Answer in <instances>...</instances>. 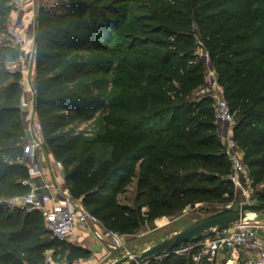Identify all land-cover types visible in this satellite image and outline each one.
<instances>
[{"label": "trees", "instance_id": "obj_1", "mask_svg": "<svg viewBox=\"0 0 264 264\" xmlns=\"http://www.w3.org/2000/svg\"><path fill=\"white\" fill-rule=\"evenodd\" d=\"M58 1L34 16L33 108L44 151L82 208L133 232L183 203L232 196L214 98L201 91L206 56L250 185L264 180V0ZM14 9L0 0V264L86 259L91 250L51 235L38 210L7 201L29 190L20 73L6 64L17 55L4 34ZM136 170L145 215L118 202ZM164 252L145 264H196V248Z\"/></svg>", "mask_w": 264, "mask_h": 264}, {"label": "built area", "instance_id": "obj_2", "mask_svg": "<svg viewBox=\"0 0 264 264\" xmlns=\"http://www.w3.org/2000/svg\"><path fill=\"white\" fill-rule=\"evenodd\" d=\"M16 9H24L26 3L32 0H11ZM22 17H13L6 25L4 34L11 46H20L28 53V60L35 55L36 47L33 37L28 32ZM8 60L6 61V64ZM206 82L201 91L220 90L212 68L208 67ZM214 96V116L220 122V136L226 144L227 152L232 161L230 177L235 189L241 187V178L249 183L250 178L246 166L241 161V155L235 148L230 136V126L233 124V113L227 100L218 93ZM21 109L27 107L23 119L25 142L22 147V159L26 165L29 190L20 196L7 199L11 204L24 205L40 212L45 227L50 234L65 238L78 228L87 231L96 240H106L114 246L122 245V233L106 228L94 213L82 208L71 197L64 181L62 163L51 159L48 164L42 159H36L43 148L42 128L38 122L30 100L22 96ZM264 227V222L255 218H242L228 225L214 227L203 233V240L182 249L196 248L193 260L196 264L206 259L209 264H264V237L258 235V230ZM173 248L172 253L178 252ZM133 254V253H132ZM132 254L128 256H132ZM136 264H141L140 261Z\"/></svg>", "mask_w": 264, "mask_h": 264}, {"label": "rangeland", "instance_id": "obj_3", "mask_svg": "<svg viewBox=\"0 0 264 264\" xmlns=\"http://www.w3.org/2000/svg\"><path fill=\"white\" fill-rule=\"evenodd\" d=\"M42 3L54 6V8L55 7L61 8V2H59L58 0H32L30 3L28 2L24 5L25 11L28 10L27 15H24V13L23 15H21L26 25H29L30 22L33 21L32 17H33L34 10L37 9L38 5ZM13 6L15 7L14 4ZM34 56H33V59H34ZM13 58L14 57H10L8 59V62L9 60ZM205 60H206V64L208 65L207 67H209L210 61L207 58V56L205 57ZM30 64H28L27 67H25V70L26 68L28 69ZM7 68H9V70L17 71L18 67H16L15 65L12 67H7ZM26 74H34L33 72H31V67L28 69V72ZM116 74H117L115 76L116 81L123 79L122 75H119L118 73ZM206 74H208V71ZM20 82H21V79H20ZM112 91H113L112 93L113 99L108 101V104L110 106L115 105L114 100L118 97V93L114 87L112 88ZM209 93H212V95L213 93L220 94V90L218 89L210 90ZM21 97H22V94H21ZM22 110H27V107L24 109H21V111ZM25 114H26V111L23 113L22 119H24ZM231 126H230V134H231ZM220 138L225 139L224 136H220ZM44 149L45 148H42L43 151ZM236 151H238L240 154V151L238 149ZM138 175H139V172L138 170H136L135 175L132 176L131 180L125 184L124 190L118 194V202L120 203V205L125 206V207L131 208L133 206L134 207L138 206L142 214L145 215L147 207L143 203V198L139 196L140 191L138 189ZM241 179H242L240 182L241 187H237L236 189L234 188L235 190L232 196L230 197H223V198H216V199H203L199 201L183 203L180 208L174 209L171 212L165 211L158 216L152 217L151 219L146 218V220H144V222L140 225L139 229L133 232H121L117 229L109 228L102 224L106 228L117 230L123 234L122 235V245L112 247L106 240L98 241L94 239L96 240L97 246L95 245V242L92 241L96 249L94 248L92 249L93 251L90 257L86 259L74 260L70 264H99L102 260H104L105 262H111L125 255L128 256L132 253H139L142 249L148 247L151 244L159 242L164 237L172 235L174 232L190 224L191 222H193L195 219L199 217H202L204 215H207L211 212L217 211L225 207H235L237 204L242 203V202H259L258 193L264 190V180L261 183L257 184L255 187H252L250 185L251 181L247 183L245 182L243 178ZM246 218H255L259 221H264V212H258V213L250 212L246 214ZM88 237L90 236L88 235ZM203 239H204V236H201L198 240L194 242L183 243L181 245H178L176 248L179 251L175 253L180 254L182 252H189L193 248H190L189 250H184V251H182V249L189 246L190 244H194L195 242L199 240H203ZM89 242L90 241L86 242L87 245L91 244V243L89 244ZM93 244H91L92 247H94ZM104 246L106 247V249L103 248ZM165 253L166 252H161V253L154 255L153 257L155 259H158L162 255H165ZM147 260H148L147 258H143L140 261V263L145 264L147 263ZM65 262L66 261L56 262L53 260H50V261L48 260L46 264H62Z\"/></svg>", "mask_w": 264, "mask_h": 264}, {"label": "water", "instance_id": "obj_4", "mask_svg": "<svg viewBox=\"0 0 264 264\" xmlns=\"http://www.w3.org/2000/svg\"><path fill=\"white\" fill-rule=\"evenodd\" d=\"M209 68H211V65H209ZM218 123L220 124L219 121ZM248 212H264V200L259 202H242L237 204L235 207H225L211 212L195 219L190 224L180 228L172 235L164 237L159 242L149 245L148 247L142 249L139 253H133L130 257L125 255L119 259L111 262H103L102 264H136L145 257H153L158 253L171 251L181 242L199 237L214 227L228 225L238 219H242L246 217ZM70 263L71 262H65L62 264Z\"/></svg>", "mask_w": 264, "mask_h": 264}, {"label": "crops", "instance_id": "obj_5", "mask_svg": "<svg viewBox=\"0 0 264 264\" xmlns=\"http://www.w3.org/2000/svg\"><path fill=\"white\" fill-rule=\"evenodd\" d=\"M27 11L28 10L25 11V9H16L15 8L10 13V17L12 19L13 17H16L17 15H19V16L23 15V13H24V15H27ZM35 14H36V9L34 10V13H33V17H32V20L33 21L30 22L29 27H28V32L33 37V39H34V16H35ZM14 48L17 50V55H15L13 59L9 60V62L7 63V67H12V66H15V65H16V67H18L17 68V71L20 73V79H21V84H22L21 85L22 86L21 94H22V96L27 97L30 100V102L32 103V105H33V103H34L33 102V99H34V90H35L34 74H26V73L28 72V69L30 67H31V72L34 73V59L31 57L28 60V53L26 52L25 49H23V48H21L19 46H14ZM28 64H30V66L28 67V69L26 68V70H25V67H27ZM24 112H25V110H22L21 111L22 117H23V113ZM34 112H35V110H34ZM240 155H241V151H240ZM42 158H44L43 163L44 164H48L50 162V160L52 159V156L42 150L40 152V154L37 156L36 159L39 160V159H42ZM262 222H264V221H262ZM88 235L90 237H88ZM258 235L261 238L264 237V227H262L261 229L258 230ZM65 239L68 240V241H70V242H73L75 244H78V245H81V246H84V247L89 248L91 250V253L93 251L92 250L93 248L96 249V247L92 243V241H94L95 242V245H96L97 244L96 243V240H94V238L91 236L90 233H88L87 231L82 230L80 228L76 229L74 231V233H72L71 235L65 237ZM88 241H90L89 244L90 243L93 244L94 247H92L91 244L90 245H87L86 242H88ZM103 248L106 249L105 246ZM103 262H105V261L102 260L99 264H102Z\"/></svg>", "mask_w": 264, "mask_h": 264}, {"label": "bare ground", "instance_id": "obj_6", "mask_svg": "<svg viewBox=\"0 0 264 264\" xmlns=\"http://www.w3.org/2000/svg\"><path fill=\"white\" fill-rule=\"evenodd\" d=\"M248 213H250V212H248ZM253 213V212H252Z\"/></svg>", "mask_w": 264, "mask_h": 264}]
</instances>
